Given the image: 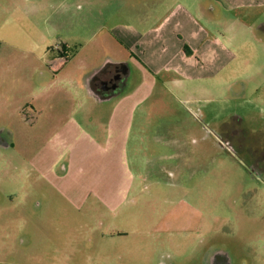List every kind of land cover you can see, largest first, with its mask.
<instances>
[{
	"label": "rangeland",
	"instance_id": "rangeland-1",
	"mask_svg": "<svg viewBox=\"0 0 264 264\" xmlns=\"http://www.w3.org/2000/svg\"><path fill=\"white\" fill-rule=\"evenodd\" d=\"M176 1L189 0H0V234L33 236L32 249L20 244L22 251H36L29 263L264 264V167L255 166L237 141L241 133L245 145L264 149V0L240 9L251 13L239 12L248 24L228 46L236 58L209 79L207 92H191L197 101L188 102L190 93L170 84L152 80L151 85L146 76L141 109L148 125H136L134 119L130 132L139 128L161 138H148L142 156L132 157L128 150L121 157L120 166L129 167L133 183L118 209L94 203L92 195L85 205H73L29 165L44 141L29 139L28 133L39 131L33 134L20 122L18 108L37 93L39 80L48 73V57L56 58L61 40L67 41L68 60L52 76L47 92L51 106L42 135L50 138L46 154L60 158L52 172L63 173V181L74 186L70 188L91 186L106 158L96 145H103L110 131L111 107L133 90L140 75L128 64L132 73L127 86L97 100L92 114L98 119L96 130L80 110L77 122L65 117L70 104L83 102L85 107L87 99L86 94L85 101L78 97L67 78L87 82L107 60L126 58V50L109 33L111 27L138 24L135 15L140 13L149 16L145 23L150 24ZM196 1L202 6L209 1L226 17L236 14L215 0ZM29 24L33 29L27 35ZM139 98L135 93L122 100L134 104ZM171 133L186 134L187 154L165 156L173 150L162 138ZM110 179L106 175L105 181ZM44 200L43 208L34 204ZM118 229L127 236L101 235ZM25 252L19 257L27 258Z\"/></svg>",
	"mask_w": 264,
	"mask_h": 264
},
{
	"label": "crops",
	"instance_id": "crops-1",
	"mask_svg": "<svg viewBox=\"0 0 264 264\" xmlns=\"http://www.w3.org/2000/svg\"><path fill=\"white\" fill-rule=\"evenodd\" d=\"M215 1L219 2L224 8L234 10L236 14L226 17L224 12L217 8L218 6L211 4L209 1H207V5L203 6L197 4L196 0H189L188 4L176 1L167 11L155 17V20L150 24L145 23V20L149 19V16L140 13L139 15H135L138 24L119 23L111 27L113 29L109 33L126 50L128 56L122 59L107 60L104 67L110 64L123 65L124 68L130 71L131 76L132 70L130 66H133L140 77L138 76L139 80L134 85L133 90L129 93L125 92L122 99L126 97L130 98L135 93H139L140 98L134 104L121 99L122 101L119 100L112 105L109 115L110 131L104 139V144L101 145L100 143V145H96L97 153L106 158L102 160L103 163L99 164L100 166L96 169L95 181L92 182L90 187L83 188L85 192H82L83 189L70 188L74 186H68L67 182L63 181V173L57 176L56 173L52 172V164L56 165L60 158L57 157L53 160L51 155L49 153L46 154L45 151V142L50 141V138L46 139L42 135L46 111L51 106L47 92L51 85L52 76L56 77L59 75L66 65L53 73L50 67L52 57H48V61L45 63V66L48 67V73H43V77L39 80L36 86L37 93L32 94L30 99L18 108V117L19 111L23 107H27L29 111L33 112V122L24 125L32 129L33 134L39 131V135L28 133L29 139L33 140L39 137L40 141H44L29 159V165L32 170L38 173L41 179L47 180L48 184L56 188L64 199L73 205H85V202L91 195L94 197V203L107 205L111 211L118 209L125 203L129 189L132 187L133 177L130 175L131 170L129 167L123 169L120 166L119 162L123 164L121 157L127 156L128 150L131 151L132 157L142 156V153L145 154L148 138L155 140H160L161 138L160 135H149L139 128L134 133L130 132L134 119L136 120V125L141 127L148 125V118L145 114L143 115L141 109L143 106L141 104L145 99L143 88H146L147 82H149L145 81L146 76L152 78L149 79L150 81H156V84L158 82L163 85L170 84L175 86L180 92L190 93L187 96V100L188 102H194L197 101V94L195 95V93L191 92L196 88L197 93L200 95L207 92L211 87V84L208 83L209 79L211 80L217 74L221 75V72L228 63L236 58V54L228 46L230 43H233L238 35H241L240 30L243 29V26L248 24L243 22L244 16H240L239 12L245 11L248 14L251 13L249 10L240 9H245L242 6H253L257 0ZM83 8V6L82 8L80 7V9ZM151 10H153V13H157V7H153ZM32 29L31 24L26 27L27 35H30ZM247 29L250 37H252L251 26L247 27ZM61 44L68 45L67 41L64 42L63 40H61ZM67 80L78 97H81V100L84 98L85 101V94L87 95V99L85 107L83 102L70 104V109L67 112L68 115L64 114L65 117H68L67 119H71L73 122H77V112L80 110V115L91 121L92 130H96L95 125L98 123V119L92 117V114L97 109V100L88 93L84 80H80L79 82L73 78H67ZM154 81L149 82V84L153 85ZM137 109L140 111L138 118L135 116ZM75 114H77L76 119L73 117ZM18 119L20 120V117ZM95 119L97 120L95 121ZM20 122L22 121L20 120ZM163 136V142L173 150L165 156L174 158L187 154L185 151H188L189 145L186 142V138H184L186 134H183V137L181 134L177 135L175 133ZM188 136L194 137L193 135ZM34 140L38 141L37 139ZM156 143L159 144V142ZM159 148L157 147V150ZM78 150L80 151L81 149L79 148ZM106 175L109 179L110 175L113 177L105 181ZM53 177L55 181L52 182ZM45 200L43 202L35 201L34 204L39 209L43 208ZM48 218L49 216L45 215V219ZM108 233H101V235L102 237L106 236L104 238H124L127 236L125 231L121 229ZM1 238H5V241ZM32 238L33 236L30 234L21 235L14 233V231L0 234V264H34L32 262L29 263L28 260L30 256L32 260L36 257L35 249L32 251H22L20 248V244L22 243L27 244L32 249ZM6 249L15 253L12 256H9V253L4 254ZM24 252L27 253V258L22 259L19 255ZM124 253V251L120 253L121 258ZM41 258L42 261H45L44 257Z\"/></svg>",
	"mask_w": 264,
	"mask_h": 264
},
{
	"label": "flooded vegetation",
	"instance_id": "flooded-vegetation-1",
	"mask_svg": "<svg viewBox=\"0 0 264 264\" xmlns=\"http://www.w3.org/2000/svg\"><path fill=\"white\" fill-rule=\"evenodd\" d=\"M130 78V71L124 68L123 65L110 64L93 73L86 82V88L88 93L98 101L100 99H109L121 87L125 88ZM236 131L235 129L233 130L234 133ZM235 134L238 135V133ZM240 135L242 134L239 133V136H237L239 149H245L252 156L256 164L255 166L262 169L264 167V161L261 163V160L264 159V149L257 148V144H249L246 142L245 145V137ZM259 162L261 163L260 165H258Z\"/></svg>",
	"mask_w": 264,
	"mask_h": 264
},
{
	"label": "trees",
	"instance_id": "trees-1",
	"mask_svg": "<svg viewBox=\"0 0 264 264\" xmlns=\"http://www.w3.org/2000/svg\"><path fill=\"white\" fill-rule=\"evenodd\" d=\"M68 49L69 47L67 44H61V49L57 48L59 55L56 58H53L50 62V67L53 68L54 66L55 68L53 73L61 69L64 63L68 60ZM19 117L24 124H30L33 122V112L29 111L27 107H23L19 111Z\"/></svg>",
	"mask_w": 264,
	"mask_h": 264
}]
</instances>
